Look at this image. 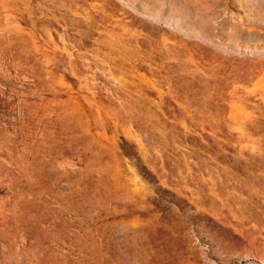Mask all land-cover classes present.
Listing matches in <instances>:
<instances>
[{
  "label": "rangeland",
  "instance_id": "obj_1",
  "mask_svg": "<svg viewBox=\"0 0 264 264\" xmlns=\"http://www.w3.org/2000/svg\"><path fill=\"white\" fill-rule=\"evenodd\" d=\"M0 264H264V0H0Z\"/></svg>",
  "mask_w": 264,
  "mask_h": 264
}]
</instances>
